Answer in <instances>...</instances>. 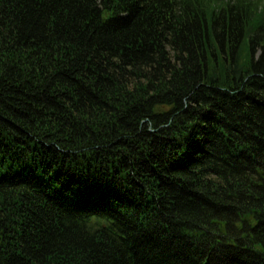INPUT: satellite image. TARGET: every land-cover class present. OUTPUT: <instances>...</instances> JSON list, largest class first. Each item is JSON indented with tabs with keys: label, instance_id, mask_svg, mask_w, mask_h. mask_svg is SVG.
Masks as SVG:
<instances>
[{
	"label": "trees",
	"instance_id": "obj_1",
	"mask_svg": "<svg viewBox=\"0 0 264 264\" xmlns=\"http://www.w3.org/2000/svg\"><path fill=\"white\" fill-rule=\"evenodd\" d=\"M0 264H264L263 0H0Z\"/></svg>",
	"mask_w": 264,
	"mask_h": 264
},
{
	"label": "rangeland",
	"instance_id": "obj_2",
	"mask_svg": "<svg viewBox=\"0 0 264 264\" xmlns=\"http://www.w3.org/2000/svg\"><path fill=\"white\" fill-rule=\"evenodd\" d=\"M263 3H264V0H263Z\"/></svg>",
	"mask_w": 264,
	"mask_h": 264
}]
</instances>
